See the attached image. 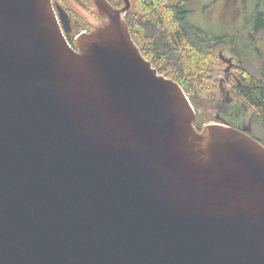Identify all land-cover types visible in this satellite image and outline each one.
<instances>
[{
	"label": "water",
	"instance_id": "water-1",
	"mask_svg": "<svg viewBox=\"0 0 264 264\" xmlns=\"http://www.w3.org/2000/svg\"><path fill=\"white\" fill-rule=\"evenodd\" d=\"M91 1L75 51L59 4L0 0V264H264V145L198 129L130 0Z\"/></svg>",
	"mask_w": 264,
	"mask_h": 264
},
{
	"label": "trees",
	"instance_id": "trees-1",
	"mask_svg": "<svg viewBox=\"0 0 264 264\" xmlns=\"http://www.w3.org/2000/svg\"><path fill=\"white\" fill-rule=\"evenodd\" d=\"M132 1L133 9L127 21L134 41L161 75L181 86L197 113V125L204 123V114L199 108L206 100L215 98L218 92L219 81L213 75V68L219 62L216 48L229 43L231 52L239 60L243 78L242 88L237 85L236 90L247 106L254 108L264 132V66L258 73L249 72L245 67L262 54L255 49L257 41L253 36L264 33V12L256 14L259 26L249 25L241 34L234 36L230 32L212 42L184 20L186 5H173L172 1L169 5L170 0ZM253 52L259 53L258 56L254 57Z\"/></svg>",
	"mask_w": 264,
	"mask_h": 264
},
{
	"label": "rangeland",
	"instance_id": "rangeland-1",
	"mask_svg": "<svg viewBox=\"0 0 264 264\" xmlns=\"http://www.w3.org/2000/svg\"><path fill=\"white\" fill-rule=\"evenodd\" d=\"M171 1H173L172 4L174 5L176 2H179L180 0H170L168 2L169 5ZM60 2L64 5L63 0H60ZM69 2L71 3V0ZM130 3H131V9H130V12H131L133 9V1L130 0ZM186 4H187V8L191 10L190 11L191 14H189L186 22L189 25H192L193 27L198 29V31L200 30V32H202L206 36V38L212 42H214L221 36H224V37L228 36L230 32L234 33V36L236 33L241 34V32L245 28L249 27V25L252 26L253 28L256 26H259L257 22L256 14L264 12V0H190ZM93 5L96 7L94 3ZM96 10H97V7H96ZM69 11L73 12L74 10L69 8ZM127 18L128 16L127 17L125 16L126 22L128 24ZM105 22L107 23V21ZM79 35H76L74 37L75 45H76V38ZM229 37L227 38V40H230ZM253 38L257 41L255 45V49H257V51H259L262 54L258 56L259 53L253 52V56L254 57L258 56V57H256L255 62H253L252 64H245V67L247 68L249 72L258 73L259 71L262 70L264 66V33L260 35L255 34ZM229 45H230L229 43H225V44L222 43L221 45H219V47L216 48L217 56H219L221 53L226 58H232L234 61V64L240 65L237 56L231 52L232 46L231 45L229 46ZM77 50H78V47H77ZM226 68H227V63L223 62L219 58V62L213 68V75L217 78L219 82H220V79L224 78L225 76L224 73H225ZM234 77L238 79L241 78V73L239 71V68L232 70V78L230 81V85L232 87L237 86L236 80L233 79ZM219 82H218V85H219ZM235 90H236L235 88H232L233 96L245 102V99L242 98L237 92H235ZM219 99H220V89L218 87V92L216 93L215 98H213L212 100H206L202 104V106L199 108V112L204 114V118H203L204 123L197 125L196 123L198 119L197 117L195 121V126L198 129L203 126L209 125V124L218 123L215 117L218 115L217 113L219 111L218 107L216 106ZM248 108L250 112L249 115L256 114L254 108H252L250 105ZM253 120L254 121L252 125V129H253L252 135L264 141V132H263L261 123L258 121L256 117H254Z\"/></svg>",
	"mask_w": 264,
	"mask_h": 264
},
{
	"label": "flooded vegetation",
	"instance_id": "flooded-vegetation-1",
	"mask_svg": "<svg viewBox=\"0 0 264 264\" xmlns=\"http://www.w3.org/2000/svg\"><path fill=\"white\" fill-rule=\"evenodd\" d=\"M69 1L63 0L64 2V5H63L60 2V0H53L54 3L59 4L65 10V12L67 13L70 19L66 28L63 27L64 34H65L67 41L71 45V47L74 50L78 51L75 45L74 37L79 34H85V33L91 32L95 30L99 26V24H104L106 22L103 18H101L96 13V7L93 5L91 0H73L71 1V3L74 2L72 4ZM107 1L113 8L121 9L124 7L123 0H107ZM183 1H186V2L183 3ZM189 1L190 0H180L179 2H176L174 4L177 6L181 4H183V6L186 5L184 8V12H185L184 20L185 21L188 19L189 14H191L190 12L191 10L187 8V4H186ZM69 8H71L74 11L70 12ZM129 13L130 11H128L125 14V16L127 17ZM226 59H232V58H226ZM233 65L234 66L231 68L229 72H226L227 68L225 69V73H224L225 76L224 78L220 79L219 87H220V83L223 82L224 91L221 92L220 90V99L218 100L217 105H216L219 111L215 119L218 123L225 124V122H228L230 126H233L234 128H238L239 130H242V131H246L248 134H250L253 137L252 125H253V121H254L253 119L255 115H252V114L249 115L250 112H249V108L247 104L243 100L237 97H234L232 94V88L236 89L237 87V86L232 87L230 85V81L232 78V70L240 67V65L234 64V61H233ZM227 67H228V64H227ZM233 79L236 80L238 88L239 87L242 88V85H243L242 75L240 79L236 77H234ZM235 92H237L240 95L238 90H235ZM240 96L242 97V95ZM262 144L264 145V143Z\"/></svg>",
	"mask_w": 264,
	"mask_h": 264
}]
</instances>
